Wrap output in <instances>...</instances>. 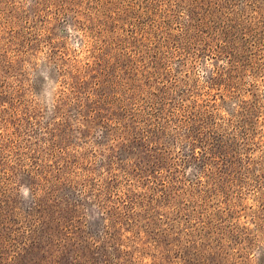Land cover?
I'll return each mask as SVG.
<instances>
[{
	"label": "rangeland",
	"instance_id": "obj_1",
	"mask_svg": "<svg viewBox=\"0 0 264 264\" xmlns=\"http://www.w3.org/2000/svg\"><path fill=\"white\" fill-rule=\"evenodd\" d=\"M65 1L0 0V264H264V0Z\"/></svg>",
	"mask_w": 264,
	"mask_h": 264
},
{
	"label": "trees",
	"instance_id": "obj_2",
	"mask_svg": "<svg viewBox=\"0 0 264 264\" xmlns=\"http://www.w3.org/2000/svg\"><path fill=\"white\" fill-rule=\"evenodd\" d=\"M46 1L54 5V11L58 15L64 14L68 9V3H66L65 0ZM88 2L93 3L87 6L88 14H86L88 16L91 14L94 15L96 26L93 27V30L95 28L97 29V36L107 37L111 40H120V37H123L125 35L128 38H135L145 31L146 24L144 21L140 20L142 14H138V12L134 10L130 3H126V7H123L124 2H126L125 0H88ZM197 3L198 2H194L195 5H197ZM191 10L193 11V9ZM150 22L153 27H157L154 21ZM124 23H127L126 29L123 28ZM89 27L90 26H86L88 30ZM122 30H125V32L121 33ZM14 36L15 35H12V37ZM229 42L230 41L227 40L224 46H227Z\"/></svg>",
	"mask_w": 264,
	"mask_h": 264
}]
</instances>
